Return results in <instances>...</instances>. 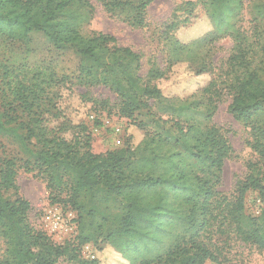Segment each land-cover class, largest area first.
I'll return each mask as SVG.
<instances>
[{
	"label": "trees",
	"instance_id": "trees-1",
	"mask_svg": "<svg viewBox=\"0 0 264 264\" xmlns=\"http://www.w3.org/2000/svg\"><path fill=\"white\" fill-rule=\"evenodd\" d=\"M95 1L107 13L124 12L128 24L141 27L153 0ZM201 1L212 11L209 16L216 29L235 13L236 0ZM76 4L92 10L88 0H0V138L8 143L0 145V236L7 245L5 264H57L60 258L78 254L85 264H98L96 258H84L81 247L90 243L98 251L105 242L130 264H229L201 239L216 224L232 228L242 241L264 249V210L255 216L244 213L248 191L264 198V123L255 121L264 109V76L258 69L246 68L235 72L221 89L207 63L185 65L194 75H210L189 95L207 93L209 99H216L228 89L229 112L251 126L253 140L248 144L259 160L247 163L233 199L217 189L232 148L215 125L200 130L176 123V135L165 137L171 136L175 150L163 153L159 152L165 139L161 135H144L137 145L128 136L121 148L94 153L84 119L95 111L97 102L75 92L67 75L45 66L31 67L23 59L26 55L17 61V51L27 52L33 31L41 32L57 49L73 48L80 57L77 81L108 86L120 99L121 116L133 119L134 112L147 107L148 99L175 96L164 95L156 82L143 83L136 73L138 55L115 45L114 36L96 31L84 35L79 14L70 9ZM233 58L242 65L246 62L242 52ZM173 66L166 71L154 69L151 75L167 78ZM189 95L179 98L186 100ZM20 169L44 179L51 201L69 206L80 216L107 220L102 208L107 203L123 205L124 211L115 219L116 226L105 234L99 231L94 241L76 233L56 243L29 222L31 204L19 193L17 183ZM141 249L146 251L142 256L148 257L137 259Z\"/></svg>",
	"mask_w": 264,
	"mask_h": 264
},
{
	"label": "rangeland",
	"instance_id": "rangeland-1",
	"mask_svg": "<svg viewBox=\"0 0 264 264\" xmlns=\"http://www.w3.org/2000/svg\"><path fill=\"white\" fill-rule=\"evenodd\" d=\"M88 1L92 5L89 12L88 8L78 4L70 8L72 12L79 14L81 32L88 35L96 31L114 36L115 45L128 47L138 55L139 66L136 73L141 81L149 84L156 82L164 95L175 98H151L147 100L146 108L134 112L133 119L121 116L120 99L108 86H90L77 81L80 57L76 51L71 47L55 48L41 32L31 33L27 52L19 49L17 61L26 55L23 59L31 67L45 66L59 75H67L75 92L83 93L97 102L95 111L84 119L91 132V149L94 153L121 148L128 136L133 145L139 144L144 135L146 138L157 135L165 138L170 133L173 137L177 133L176 123L184 129L190 124L200 130L217 126L232 148L230 156L224 160L217 189L233 199L236 194L235 184L245 176L247 163L259 160L248 144L253 140L251 126L235 119L229 112L228 105L232 95L228 89L216 99H209L207 93L189 95L206 84L210 75H194L185 65L207 63L211 67L216 86L221 89H224L225 81L230 80L235 72L240 74L246 68L258 69L264 76V0L234 1L232 6L235 13L226 17L227 24L219 29L215 28L209 16L212 11L201 0H153L146 8L144 25L141 27L128 24L127 19H124L128 15L124 12L107 13L99 2ZM175 41H179V46ZM239 52L245 57L244 65L233 58ZM171 64L174 66L167 78L154 79L151 75L152 70L166 71ZM188 95L186 100L179 98ZM255 121L264 123V109L255 116ZM115 127L120 128L117 135L114 133ZM171 136L160 143V153L175 150ZM3 144L8 146L0 138V145ZM17 183L19 193L31 204L29 222L34 228L47 233L56 243H64L76 233L89 235L94 241L99 231L105 234L107 229L115 227V219L124 211L123 205L107 203L102 207L107 220L99 215L80 216L69 206L53 203L45 188L44 179L35 176L33 172L20 169ZM244 197L245 214L255 216L264 210V198L258 196L256 191L250 190ZM54 213L60 214L64 221L72 225L71 229L51 232L49 220ZM177 224L173 229L175 234L179 231ZM232 231L230 227L216 224L202 234L201 239L219 254L223 263L264 264V249L242 241ZM100 244L102 249L95 251L98 264H130L128 258L113 245L108 242ZM6 247L5 239L0 236V264L6 263ZM145 253L141 249L135 254L136 258L148 257L142 256ZM57 264L85 263L78 254L73 259L60 258ZM135 264L141 263L138 261Z\"/></svg>",
	"mask_w": 264,
	"mask_h": 264
},
{
	"label": "built area",
	"instance_id": "built-area-1",
	"mask_svg": "<svg viewBox=\"0 0 264 264\" xmlns=\"http://www.w3.org/2000/svg\"><path fill=\"white\" fill-rule=\"evenodd\" d=\"M120 132L119 127L114 128V133L117 135ZM72 225H69L66 221H64L60 214L54 213L51 215L49 220V228L51 232L55 231H66L71 229ZM75 227V226H74ZM71 231V230H70ZM81 254L84 258L94 259L96 258V253L94 247L90 243H84L81 247Z\"/></svg>",
	"mask_w": 264,
	"mask_h": 264
}]
</instances>
